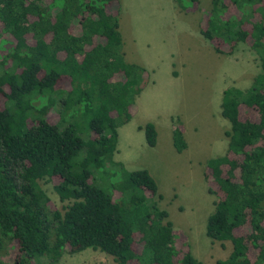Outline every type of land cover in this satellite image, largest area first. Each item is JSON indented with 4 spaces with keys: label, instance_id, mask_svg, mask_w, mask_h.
Listing matches in <instances>:
<instances>
[{
    "label": "trees",
    "instance_id": "16d2710c",
    "mask_svg": "<svg viewBox=\"0 0 264 264\" xmlns=\"http://www.w3.org/2000/svg\"><path fill=\"white\" fill-rule=\"evenodd\" d=\"M197 8L200 33L217 53L245 43L261 68L248 88L222 92L230 127L225 152L204 166L216 196L206 235L232 245L215 264H264V0ZM119 14V0H0V251L15 249L10 264H58L63 252L87 248L117 264H202L159 208L149 171L113 157L117 128L150 80L124 56ZM138 129L156 144L153 123ZM184 130L173 118L177 152L187 147ZM43 178L67 201L63 212Z\"/></svg>",
    "mask_w": 264,
    "mask_h": 264
},
{
    "label": "rangeland",
    "instance_id": "374dc122",
    "mask_svg": "<svg viewBox=\"0 0 264 264\" xmlns=\"http://www.w3.org/2000/svg\"><path fill=\"white\" fill-rule=\"evenodd\" d=\"M119 1L124 56L144 67L155 83L149 80L144 85L142 94L135 97L136 113L118 126L113 157L128 170L149 171L161 195L156 198L159 208L168 212L175 229L187 234L193 256L202 264H215L228 256L232 245L206 235L207 218L214 210L216 196L208 190L204 166L227 148L230 123L220 110L224 88H248L261 71L259 57L242 42L232 54L214 50L198 27L201 12L197 7L209 9L211 0ZM190 5L191 10L183 9ZM172 64L176 77L168 81L166 73ZM43 100L38 98L34 104ZM173 118H178L185 129L187 147L181 152L173 146ZM145 122L157 124L154 146L146 144L144 131L138 129ZM39 184L63 212L67 201L59 200L52 183L43 178ZM14 255L13 247L6 246V251L2 248L0 264L12 263ZM58 264L117 263L112 256L87 248L73 254L63 252Z\"/></svg>",
    "mask_w": 264,
    "mask_h": 264
},
{
    "label": "crops",
    "instance_id": "0c3cea01",
    "mask_svg": "<svg viewBox=\"0 0 264 264\" xmlns=\"http://www.w3.org/2000/svg\"><path fill=\"white\" fill-rule=\"evenodd\" d=\"M199 19H200V17H199ZM119 27H118V30H119V32H120V21H122V19H121V16H120V14H119ZM198 23H199V21H198ZM198 27H199V24H198ZM200 31V30H199ZM120 35H121V33H120ZM129 61V60H128ZM132 61H134V59H132ZM138 63H139V61H137ZM139 65V64H138ZM173 68H174V66H173V64L170 66V67H168V69H167V71H168V73H166V76L168 77V81H171L172 79H174L176 76L174 75V71H173ZM149 69V68H148ZM150 71H151V73H152V75L154 74V72H153V69L150 67V69H149ZM151 84L154 82L155 83V81L153 80V76L151 77ZM143 92V91H142ZM142 93H139L138 95H141ZM172 117V116H171ZM171 120V119H170ZM145 123H147V122H145ZM144 123V124H145ZM153 124L155 125V128H156V131H157V124L156 123H154L153 122ZM140 126V125H139ZM170 126H171V128H172V123H170ZM140 130V129H139ZM229 130V129H228ZM171 131H172V129H171ZM157 137H158V132H157Z\"/></svg>",
    "mask_w": 264,
    "mask_h": 264
}]
</instances>
